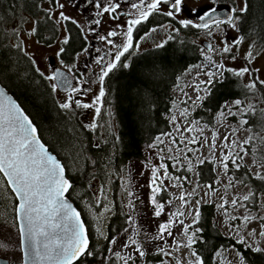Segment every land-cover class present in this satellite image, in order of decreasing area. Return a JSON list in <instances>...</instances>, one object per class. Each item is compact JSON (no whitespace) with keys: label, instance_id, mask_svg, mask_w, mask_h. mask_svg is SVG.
Returning <instances> with one entry per match:
<instances>
[{"label":"snow or ice","instance_id":"6c2138e0","mask_svg":"<svg viewBox=\"0 0 264 264\" xmlns=\"http://www.w3.org/2000/svg\"><path fill=\"white\" fill-rule=\"evenodd\" d=\"M218 2L219 0H208V4L198 9L188 8L186 0H42L36 7L45 26L52 31L49 37H41L36 43L44 41L51 47L55 41L58 49L55 56L60 65L48 73L41 71L35 58L25 51V37L40 36L41 20L33 19L31 27L27 29L22 27L28 23L26 18L22 17L12 24L10 32L19 41L13 46L29 56L36 74L49 82L50 93L54 99L60 91L65 92L62 100L55 99L56 107L62 113L68 114L69 120L79 115L77 110H91V122L82 123L80 127L83 131L101 136L98 129L105 127L100 122L107 95L105 80L121 65L124 68L129 67L126 54L134 49L138 50L143 41L160 31L168 34L159 42L154 41L157 49H162L175 40L174 34H179L181 29L203 30L211 40H218V43H208L202 49L204 59L208 62L207 67L201 66V72L206 79L193 86V90L197 92L195 99L189 97L183 101L186 106L180 111V116L186 123L182 126L181 121L172 115L170 123L175 129V135L172 131L160 133L147 145L148 149L156 150V156L154 160L149 157L140 162L141 170L138 174L143 177L147 172L146 183L133 185L134 169L131 166L127 177H121L123 197L127 198L126 202L123 198L121 200V214L125 216V226L115 230L114 234L111 231L106 233L100 226V218L105 213L116 214L115 199L108 200L105 183L100 185L98 192H93V196H97L94 206L88 199L81 197L85 201V208L96 221L95 232L105 241L102 252L93 250L89 229L82 213L67 198V194L73 189V183L67 176L68 166L49 150L30 116L0 86V197L4 198L5 205V212L0 213V264H78L82 258L96 255H100L98 264H152L150 256L155 257L158 264H169L165 258L172 257L173 251L182 248L190 251L186 264H206L193 245L203 239V228L199 225L202 203L206 202L204 198L211 201L215 196L220 199V203L215 206L227 218V239L234 243L228 247L221 245L211 257L213 264H222L224 253L230 249L236 252L238 264H245V258L237 245L253 252H264V247L254 246L257 239L264 238V215L259 214V209L253 215L248 206V202L253 200L255 207L257 193L249 190L242 196L233 194L230 199L228 197L229 189L235 188L237 184H244L243 180L235 179L234 171L238 172L246 167L245 157L255 155L257 141L264 144V136L253 132L251 121L247 118L257 111L249 97L257 98V93H260L259 99L264 100V79L257 75L260 69L252 67L264 55V25L251 27L247 31L252 35H246L242 21L248 11V0H241L239 6L234 4L227 8V14L223 18L218 15ZM68 7L75 8L81 15L88 14L90 19L86 20L89 25L87 31L80 21L66 13ZM186 11L195 19L180 18ZM154 16L164 17L166 20L148 28L137 39L136 33ZM105 17L108 21L123 20V23H117L115 28H108L101 33L98 29L105 24ZM4 20V17H0V22ZM69 23L80 29L85 41L84 46L76 53L77 58L83 53H91L89 35L107 46L95 48L97 55L94 62L100 70L94 75L99 88L90 102H85L82 98L91 91L84 84L91 81L77 77L74 74L76 63L68 65L63 59L67 50L65 46L71 40L70 29L67 27ZM60 30L63 33L57 39ZM218 32L224 33L223 38H218ZM229 32L236 34L229 36ZM228 60L243 63L241 67L234 68L224 62ZM225 73L237 78H248L242 85L245 90L244 98H235L230 103L225 101L215 117L217 121L234 119L236 126H230L222 137L215 130L211 131L210 137L205 136L204 131L208 125L201 127L202 121L189 119L191 107L201 106L212 95L214 85L224 83ZM260 111L264 113V108ZM108 116H112L111 111ZM107 129L114 151L107 157L105 166L114 161L115 150L122 144L121 136L112 131L110 123L107 124ZM241 130L251 134L240 139ZM71 131L75 132V129ZM164 138H167V148L164 147ZM100 143L101 141L96 142L97 149L100 148ZM103 143L107 144L108 140L103 139ZM205 147L208 155L201 158V149ZM82 155L81 153L80 156ZM84 159L85 165L90 160L93 167L97 166L95 159ZM206 162L213 165L217 180L203 185L207 191L201 195L199 180L193 182L185 173L195 172L198 165ZM196 175L198 177L200 173L197 172ZM224 176L228 180L223 184L224 194L220 195L219 189L214 185L221 183L220 177ZM256 178L264 180V175L257 172ZM188 186H191L190 190ZM88 187L91 189L93 186L89 183ZM137 188H146L147 192L142 196ZM173 189L178 195L171 192ZM164 193H170L167 199L163 198ZM260 195L264 196V193ZM6 197L11 198V223L8 222ZM145 198L155 223L150 231L145 230L140 220L132 214L137 212L138 204L145 203ZM174 200L179 201V205L175 210H170ZM237 207L248 209L247 214L230 215L229 208ZM259 207L264 208V199L260 200ZM189 219L190 222H186ZM235 221L239 223H233ZM178 236L185 239L181 241L177 239ZM13 244L15 247H10ZM176 264L184 262L178 260Z\"/></svg>","mask_w":264,"mask_h":264},{"label":"trees","instance_id":"16d2710c","mask_svg":"<svg viewBox=\"0 0 264 264\" xmlns=\"http://www.w3.org/2000/svg\"><path fill=\"white\" fill-rule=\"evenodd\" d=\"M33 5H36V0H0V17L5 18L4 22H0V84L36 124L38 133L49 150L68 166L67 176L73 183V189L67 197L80 209L88 225L93 250L102 252L105 241L95 238L92 221L83 208L81 197L93 203L92 196L88 193V184L91 183L92 177L104 179L101 172L103 173L107 167L111 169L112 175L122 177L126 174L131 160L143 158L144 146L151 143L156 135L171 130L170 114L174 105L172 98L176 80L186 69L196 64L202 54L198 45L186 38L190 34L187 29H181L179 34H175L176 39L170 41L164 48L148 50L132 60L130 67H120L110 74L106 88V96L110 101L107 107L112 113L115 133L121 136L122 144L115 150L114 161L105 166L107 157L114 151L105 118L102 119L105 125V133L103 132L102 136L83 131L80 127L83 122L77 116L69 120L68 114L62 113L56 107L50 89L41 85L40 77L33 69L29 56L14 47L15 44L9 38L6 23L18 13L36 12L37 9ZM258 25H264V0H248V11L244 14L242 28L246 35H252L247 30ZM225 77L224 83L214 85L212 95L208 96L201 106L191 111V119H199L202 124L213 126L220 105L238 97L244 98L245 90L242 87L244 83L241 78L230 73H225ZM256 109V113L247 118L251 121L253 132L264 136V113L260 108ZM71 129H75V132ZM98 133L102 134L99 129ZM102 138H106L108 143H103ZM97 141H101L99 149L95 147ZM254 151L255 155L251 156L259 164H264V144L257 141ZM85 157L95 159L97 166L93 167L90 160L85 165ZM196 172L200 173L197 179L201 185L213 183L215 180V171L211 163L198 165ZM261 174L264 175V172ZM234 177L236 180H243V185L257 193L255 207L253 200L248 202L249 208L257 211L259 196L264 193V180L256 178L247 165L238 172L234 171ZM112 190L116 214L108 218L105 232L111 231L114 234L115 230L125 226V216L121 214L123 204L116 197L120 190L117 181L113 182ZM162 195L164 199L168 198L167 193ZM6 198L7 212L10 213L11 208L8 206L11 204V198ZM3 199L0 197V213L5 212ZM215 214L214 203H202L199 226L203 228V239L193 247L205 259L206 264H213L211 257L221 245L228 247L234 243L233 240L227 239L228 236L216 225ZM236 247L243 254L245 264H264V252H253L241 245ZM99 256L84 257L78 264H94ZM149 259H153V264L158 262L155 257L150 256ZM222 264L226 263L222 260Z\"/></svg>","mask_w":264,"mask_h":264},{"label":"rangeland","instance_id":"374dc122","mask_svg":"<svg viewBox=\"0 0 264 264\" xmlns=\"http://www.w3.org/2000/svg\"><path fill=\"white\" fill-rule=\"evenodd\" d=\"M235 1H236V6H239L241 0H235ZM188 2H189V4L191 6L196 7V8L199 7L200 5H202L203 3H205L204 0H188ZM224 9H226V8H224ZM66 10H67L66 13L68 15L71 16L73 14V12L71 11V9L69 7L66 8ZM22 17L26 18L27 21H28V23L22 25V27L25 28V29L30 28L31 27V21H30V14L29 13H18L17 15L12 16L9 19V22H7L6 26H5V27H7L9 38L14 44L18 43L19 41L15 37L12 36V34L10 32V29H11L12 24L16 20L21 19ZM235 34L236 33H234V32H229L228 33L229 36H233ZM217 35H218V38H223L224 33L223 32H218ZM25 41H26L25 51L35 58L39 68L42 69V67H41V59H42V57L45 54H47V53H53V50L52 49H46V48H44L42 46L37 45L33 41V37H25ZM195 41H197V42L204 41L203 44L206 42V43H212L213 45H216L218 43V40H211L206 35L205 32H202L199 35H197L195 37ZM246 46L247 45L245 44L244 47H246ZM204 48H205V45L204 46L202 45V49H204ZM202 49H201V52L203 53ZM25 51H23V52H25ZM207 54L208 55H213L212 53H207ZM215 58L218 59V60L220 59L219 57H215ZM224 62L229 67H234V68L241 67L242 63H243L242 61H236V62L233 63L230 60L224 61ZM207 63L208 62L205 60V62H201L199 64L190 66L185 73L183 72L184 74L182 75V79L179 81L178 86L177 87L174 86V89H173V97H174L173 98V103H174V105H173L170 117L172 115H175L177 117V120L181 121L182 126L186 123V121H184L183 118L180 116V111L186 106L183 103V101L187 100L189 97H191L192 99H195V97L197 95V92L193 90V86L196 85L200 80H205L206 79V77L201 72V66L207 67ZM252 67L253 68H259L260 71H259V73H257V75H259V77L261 79H264V55L260 56L253 63ZM197 73H200V75H197ZM247 79H248L247 77H241V81L243 83L247 82ZM179 84L183 85V88H180ZM185 93L187 95H185ZM200 94L203 95V93H200ZM259 97H260V93H257V98L249 97V99L253 100V103L256 105V107L262 109V108H264V102H263L264 100L259 99ZM231 101L232 100H229L228 102L230 103ZM190 105H191V102L189 101V105L188 106H190ZM107 106H109V103L104 105V110L102 109L103 112H102V116L100 117V122H101V124H103V120L102 119L105 118L106 126H107V124L110 123L111 126H112V131L115 132V122H114V119H113L112 116L111 117L108 116V112L110 110H109V108ZM194 108L195 107H191V111ZM191 111H190V114H191ZM77 112L79 113V115H77V118H79V120L81 122H83V123L91 122L92 115H93L92 111L89 114H85V112H82L81 109L77 110ZM215 117H216V115H215ZM215 117H214L213 126H209L208 125V127L205 128V131H204V135L205 136H209L210 137L211 131L215 130V131H218L220 136L222 137L225 134L226 130L230 126L231 127H235L236 126L234 119H229L227 121H217L215 119ZM189 119H191V118L189 117ZM203 126H204V124H201V127H203ZM99 130L101 131V133L103 135L104 127L99 128ZM170 131H172L173 134L175 135V129L172 127V125H171V130ZM249 134H250L249 132H245L244 130H241L239 132V138L243 139ZM103 139H106V138H102V140ZM164 139H165L164 147L167 148V146H168L167 138H164ZM193 147H195V146H193ZM200 155H201V158H203L204 156H207L208 155V149L206 147L201 149ZM155 156H156V150H154V149L150 150V149H148L147 145L144 146V148H143V159L130 161L129 164H128L127 172L122 177H124V178L127 177L128 169L131 166L134 169V179L132 181L133 185H143V184H145L146 181H147V178H148L147 177V172H146V175L143 176V177H141L138 174L139 171L141 170V163L140 162L144 161L146 158H149V157H151L154 160ZM209 159H210V157H209ZM77 160H79V159H77ZM254 160H255V158L253 156L249 155V156L245 157V161H244L245 165H247V167L252 172V174L256 175L257 172H259V173L264 172V167H261V164H259L256 160H255L256 163H253ZM194 163H195V159H194ZM73 167H74V165H73ZM196 173L197 172L195 171V172H192V173H185V174L190 176L192 178L193 182H195L197 180ZM101 174H104V179H101V178L96 179L95 178V179L91 180V184H92L93 187L88 190V193L91 194L92 200H93V203H91V204L93 206L95 205L97 196H93V192H98V189H99V187H100V185L102 183H105L107 185L106 195H107L108 200L110 201L111 200V196H112V191H113L112 190V187H113L112 184H113L114 181H117L118 184H119V187H120V190L117 193V197H118L119 201L121 202V200L123 198V200L126 202L127 198L123 197V192H122L123 180L121 179V177L117 176V175H112L111 169H108V167H107V169H105L103 171V173L101 172ZM177 174H180V173H177ZM216 180H217V173L215 171V180L214 181H216ZM220 180H221V183L215 184L214 186L217 189H219L220 195H223L224 194L223 184L227 182L228 177H226V176L220 177ZM188 187H189V190H190L191 186H188ZM249 190H250V188L248 186L237 184L235 188L229 189L228 197L230 199L233 194H235L237 196H242V195L246 194ZM137 191L143 196L147 192V189L146 188H137ZM199 191H200L201 195H203V193L205 191H207V189H205L203 187V185H201ZM171 192L178 195V193H177V191L175 189L171 190ZM167 194H168V197H169L170 193H167ZM204 199H205L206 202H203V203H214V205L220 203L219 196H215L213 198V200H211V201H209L207 197H205ZM262 199H264V196H259V202ZM82 203L84 205V209H86V211L88 212L90 220L92 221V231L94 233V236H95L96 239L100 240L101 238L95 232L96 221L93 219L92 213L89 212L87 208H85V201L84 200H82ZM178 205H179V201L174 200L173 201V206H172V208L170 210H175V208L178 207ZM9 207L11 208V204L8 206V208ZM228 211H229L230 215L242 216V215L247 214L248 209L237 207L235 209L229 208ZM10 213L7 212L8 222L9 223H11V216H10L11 214ZM132 214L134 216H136L140 220V224L145 230H149L150 231L152 228L155 227V223L152 221V218H151V209L146 203V198H145V203L142 204V205L138 204L137 205V212L136 213H132ZM252 214L256 215L257 211H252ZM259 214H261V215L264 214V208H260L259 207ZM110 215H111V213H105V215L100 218V226L104 230L106 229L105 228L106 227V223H107V220L110 217ZM226 219L227 218L222 214V210H220V209H218L216 207L215 223L218 226V228L220 229V231L224 235L228 236L229 235V230H228V226L226 224ZM186 222H190V219L188 221H186ZM233 223H239V222L235 221ZM252 226L255 227V224H253ZM242 231H243V229H242ZM141 239L143 240V234L141 235ZM177 239H180L181 241H183L185 238L178 236ZM249 242L251 243L252 241H249ZM254 246L264 247V238L257 239L256 244ZM10 247H15V245L14 244L10 245ZM189 256H190V251L188 249H183L182 248L179 251H173L172 257L165 258V259H166V261H169V264H176V261H178V260L179 261H183L184 264H186V258H188ZM99 259H100V256L98 257L97 262L94 263V264H98ZM150 260L152 261L153 259H150ZM222 260L226 264H238V260L236 259V252L234 250H231V249L224 253V258ZM83 264H85V263H83ZM152 264H153V262H152ZM154 264H158V262H156Z\"/></svg>","mask_w":264,"mask_h":264},{"label":"flooded vegetation","instance_id":"af4514ba","mask_svg":"<svg viewBox=\"0 0 264 264\" xmlns=\"http://www.w3.org/2000/svg\"><path fill=\"white\" fill-rule=\"evenodd\" d=\"M207 1V2H206ZM42 2V0H36V5L40 4ZM205 3H203L202 5H200L199 7H197L198 9H200L203 5L208 4V0H204ZM236 5V1L235 0H219L218 2V15L220 17H224L225 14H223L222 11H224V8H226V12H227V8ZM36 5H33V7H35V9H37ZM186 5L188 8H192L193 6H191L188 2V0H186ZM47 6V5H45ZM71 9V11L73 12V14L71 15L72 17H74L75 19H77L78 21H80V23L83 25L85 31H87V28L89 27V25L86 23V20L90 19V17L88 16V14L85 15H81L79 12H77L75 10V8L73 7H69ZM67 11V10H66ZM180 18H191V19H195L194 16H191L187 11L182 14V16ZM33 19H40L41 20V27H40V36H34L33 37V41L36 43V41L40 40L41 37H49L51 35V28H48L45 26V22L43 21L42 16L39 14L38 9L36 10V12H30V21L32 22ZM105 20V24L102 25L98 31H100L101 33H104L108 30V28H115L117 23H123V20L120 21H108L107 17L104 18ZM166 20V18L164 17H159V16H154L151 17L148 21L147 24L143 25L140 29V31L138 33H136L137 39L139 38V35H142L144 31H146L148 28H151L157 24L163 23ZM68 29H70V36H71V40L69 45L65 46L66 47V52L63 56V59L65 61L66 64L71 65L74 62L76 63V69H75V75L77 77H84L85 79L91 81V83L88 84H84V87L86 88H90L91 91L87 93L86 97H83L82 99H84L85 102H90L92 97L97 93L98 88H99V83L96 80V75L94 74H98L99 73V66L95 64L94 60L95 57L97 55V53L95 52V48L99 47V48H106L107 46L105 44H103L102 42L98 41L97 39L93 38L92 35L88 36V40L90 42V45L92 46V50L91 53H83L81 54L78 58L76 57V53L79 52L82 48V46H84L85 41L83 40L81 33H80V29H78L76 26L72 25V24H68L67 25ZM187 31L190 33L188 37L189 40H191V42H195L198 45V49L201 51L202 49V45L204 46L203 42L204 41H200L197 42L195 41V37L197 35H199L202 32H205L203 30H197V29H187ZM63 30H60L57 34V39L60 38V36L62 35ZM168 33L166 31H160L157 34H153V36L149 39H146L145 41H143L140 45V48L138 50H132L129 54H126L127 60L126 62L129 63V67L132 63V60L136 59L139 55H141L142 53L148 51V50H153V49H157L154 46V41L155 42H159L160 40L164 39L166 37ZM175 35V34H174ZM39 46H42L46 49H52L53 53H47L45 54L42 59H41V67L42 69H40L41 71H44L45 73H48L52 70V68H58L60 67L59 65V61L55 56V52L58 50L57 49V45L56 42L53 41L52 46L49 47L48 44L44 41H41L40 43H36ZM202 55H200V60L198 62H196V64H199L201 62H205L204 59V54L201 52ZM194 64V65H196ZM120 67H123L122 65ZM120 67H118L117 69H119ZM187 71V69L184 71V73ZM182 73V75L184 74ZM111 74V73H110ZM182 75L176 80V84L175 87L178 86L179 81L182 79ZM110 76V75H109ZM109 77L106 78L105 80V88H107L108 84H107V80ZM40 82L41 85L43 87H47L50 89L49 87V82L44 81L42 78H40ZM83 82V81H82ZM73 84H75V81H73ZM180 88H183V85L179 84ZM65 96V92L64 91H60L59 94L55 97V99H60L62 100ZM53 101L55 102V99L52 95ZM174 98V97H173ZM172 98V100H173ZM107 103H110L109 99L105 98V105ZM82 112H85V110H82ZM91 112V110L85 112V114H89ZM143 159V158H142ZM133 160H138V159H133ZM141 160V159H139ZM132 161V160H131ZM113 185V184H112ZM113 194V193H112ZM117 197V196H116ZM115 199L114 196H111V200ZM118 199V197H117ZM119 200V199H118ZM112 216V214L110 215V217Z\"/></svg>","mask_w":264,"mask_h":264},{"label":"water","instance_id":"95a60500","mask_svg":"<svg viewBox=\"0 0 264 264\" xmlns=\"http://www.w3.org/2000/svg\"><path fill=\"white\" fill-rule=\"evenodd\" d=\"M222 12H223V14H225V15H224V17H225L226 14H227L226 10L224 9V11H222ZM207 44H208V43H206V42L204 43L205 47H206ZM65 74L68 75L67 72H66ZM0 86H2V85L0 84ZM5 90H6V92H7L8 95H10L14 100H16V99H15V98H14V97L8 92V90H7L6 88H5ZM16 101H17V100H16ZM67 198H68V197H67ZM68 200H69L70 203L73 204V206H75L78 210H80V209L74 204V202H72L71 199L68 198ZM82 218H83V216H82ZM83 219H84V218H83Z\"/></svg>","mask_w":264,"mask_h":264}]
</instances>
